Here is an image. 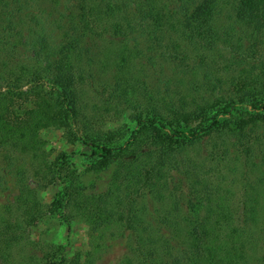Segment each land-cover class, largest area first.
Masks as SVG:
<instances>
[{
    "label": "trees",
    "instance_id": "16d2710c",
    "mask_svg": "<svg viewBox=\"0 0 264 264\" xmlns=\"http://www.w3.org/2000/svg\"><path fill=\"white\" fill-rule=\"evenodd\" d=\"M0 4V184L17 189L0 206V264H96L115 238L118 264H264V0H66L57 19L37 0ZM40 86L47 126L90 147L93 172L113 167L105 191L85 193L70 153L51 157L28 105ZM124 115L132 128L98 126ZM199 143L202 163L186 155ZM56 181L51 214L88 224L83 258L30 237Z\"/></svg>",
    "mask_w": 264,
    "mask_h": 264
},
{
    "label": "rangeland",
    "instance_id": "374dc122",
    "mask_svg": "<svg viewBox=\"0 0 264 264\" xmlns=\"http://www.w3.org/2000/svg\"><path fill=\"white\" fill-rule=\"evenodd\" d=\"M26 1L32 2V0ZM37 2L39 7L43 9L46 16L49 15V13H47L48 10H51L49 17L57 19L59 14L63 12L62 7L66 0H37ZM1 6L2 4H0V7ZM27 22L28 16L25 17L24 21H22L19 17L14 19V23L17 25L15 26L17 27L16 30L19 31V34H16V39H19L18 41H23L27 37L25 36V30L28 28V25H26ZM20 25H22V27ZM56 35L60 37L61 32L57 33ZM25 41H27V38L24 40V42ZM26 47H28V45H26ZM23 51L26 54L21 55ZM12 53L14 56H31V51L27 50L24 46L21 49L20 45L18 50H13ZM84 64H86L84 68L91 67L94 69L93 72L97 73L96 70L98 68L93 65V61H87ZM109 64L110 62L108 65ZM111 67L112 66H108V69L104 70H110ZM164 72L167 75L166 81H176V75H172V73L177 72L176 70H166L162 71L160 74H163ZM170 75H172V79L169 78ZM182 77L183 76L181 74L180 78L182 79ZM186 80L187 78L184 77V81ZM85 87L88 93L86 101L89 104H96L98 97L102 99V92H100L99 95H95L93 89L87 88V86ZM218 93L219 92L215 91L212 94V97L216 96ZM28 105L39 114L44 123L43 127H41V133L43 138L47 141V149L52 151L51 157L60 151H66L70 153L71 161L73 162L79 174V182L77 183L81 185V188L84 189L85 193L96 194L105 191L111 179L113 167H109L108 169H105L99 173L93 172L90 170V166L93 162V158L89 156L90 147L82 144L80 140L70 142L67 140L66 136L63 135L62 130L53 129L47 126V118L53 116L56 111V106L50 100V95L48 94L47 90L42 86L28 90ZM111 119L100 121L98 124L99 128L103 130L122 128L125 130V128L130 129L134 126V124L129 119L125 118V115L119 120ZM208 150L209 146L206 143H199L194 145L192 149L188 148L186 155L193 158L198 163H202L204 158L207 156ZM62 185L63 184L60 181H56L41 191L42 207L46 214L37 224L30 228V237L36 242L38 250L40 248L46 249L50 246H61L64 249L65 257L70 258L73 255L78 254L80 255V258H83L89 249L88 224L80 217L75 215L70 216V222L67 223L63 220V218H61L59 214L53 215L50 212L53 197L59 190H61ZM236 191L237 199L235 204L238 207L239 202L237 203V200H239V190L236 189ZM16 194L17 189L15 181L12 176L7 175L5 178H3L0 184V206L12 200ZM238 209L239 208H237L236 215L241 217V209L239 211ZM127 247L128 242H125V239L121 240L119 238H115L112 240H107L103 249V253H101L99 256L96 264H118V262L125 256Z\"/></svg>",
    "mask_w": 264,
    "mask_h": 264
}]
</instances>
